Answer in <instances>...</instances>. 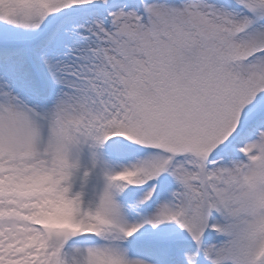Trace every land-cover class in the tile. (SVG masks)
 Segmentation results:
<instances>
[{
	"label": "snow or ice",
	"instance_id": "obj_1",
	"mask_svg": "<svg viewBox=\"0 0 264 264\" xmlns=\"http://www.w3.org/2000/svg\"><path fill=\"white\" fill-rule=\"evenodd\" d=\"M0 264H264V0H0Z\"/></svg>",
	"mask_w": 264,
	"mask_h": 264
}]
</instances>
